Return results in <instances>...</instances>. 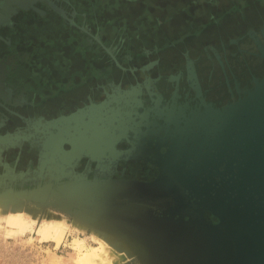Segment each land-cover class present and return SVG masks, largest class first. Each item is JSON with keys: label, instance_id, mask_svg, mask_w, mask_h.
<instances>
[{"label": "flooded vegetation", "instance_id": "1", "mask_svg": "<svg viewBox=\"0 0 264 264\" xmlns=\"http://www.w3.org/2000/svg\"><path fill=\"white\" fill-rule=\"evenodd\" d=\"M169 1L0 0V193L68 187L63 206L143 222L179 264V218L249 236L221 182L264 165V20L226 39L202 21L184 32L172 14L190 8ZM188 174L198 185L174 178Z\"/></svg>", "mask_w": 264, "mask_h": 264}, {"label": "water", "instance_id": "2", "mask_svg": "<svg viewBox=\"0 0 264 264\" xmlns=\"http://www.w3.org/2000/svg\"><path fill=\"white\" fill-rule=\"evenodd\" d=\"M224 111L226 109L220 113L217 110L214 111L217 114L214 117L211 116L210 121H220L218 116H222ZM192 150L195 149L191 148L190 151ZM96 160L93 159V161ZM245 169L246 173L232 176L228 178V181L222 180L221 183L230 185L231 195H233L232 208L228 211L231 221L237 223L249 236L245 235L244 240L237 241L233 239L237 231L231 229L229 225L222 227L223 230H221L218 226L206 221H185L179 218L174 225L181 227L187 234L182 247L185 253L178 257L179 264H185L186 257L191 259L188 264H264V165L263 167L258 165L255 168L247 162ZM174 178L181 185H184L185 180L193 185H198L197 182H199L198 175L188 174V176H174ZM49 179L52 181L58 178L51 175ZM70 195L71 189L68 187L63 191L44 187L30 192L7 190L0 193V198L45 203L49 207L79 218L100 232L113 235L130 249L139 264H169L168 257L163 253L169 247H161L160 239L164 237L163 233L156 235L143 222H139L140 224L132 230L125 226L116 227L109 223L94 222L78 210L72 211L70 207L62 205V202ZM165 217L164 213L162 218L157 219L166 222Z\"/></svg>", "mask_w": 264, "mask_h": 264}, {"label": "rangeland", "instance_id": "3", "mask_svg": "<svg viewBox=\"0 0 264 264\" xmlns=\"http://www.w3.org/2000/svg\"><path fill=\"white\" fill-rule=\"evenodd\" d=\"M169 2L175 9H184L187 5L190 8L187 12L179 13L180 15L171 13L174 15L176 24L182 26L181 29L184 32L191 31L196 24L195 21H202L210 24L204 34H218V36L226 39L230 36H239L245 32L252 25L253 20L259 19L260 16L264 20V0H171ZM218 12L227 15L219 16ZM158 13L161 12L158 11ZM211 15L214 16V20ZM218 20L219 22H216ZM229 25H232L233 28H228ZM154 26L150 29L153 31V37L155 36ZM207 35L203 36L201 40L203 46L213 45L217 42L218 39L215 36L206 38ZM180 37L181 34H175L170 39L174 41L175 38L179 39ZM162 42L165 43L164 45L169 44L167 40ZM70 197V200L73 198L75 200L74 194ZM10 201L23 204L21 206L22 211L31 219H62L66 221L67 228L59 246H56L55 242H45L40 237H32L30 232L12 230L5 225V217L17 211L19 207L10 203L6 204L0 212V264H75V258L81 249L74 247L72 242L74 238L80 239L85 248L96 247L92 233H96L98 230L88 225L84 231L78 232L73 224L74 218H76L73 215L49 207L45 203L23 199ZM97 237L102 238L100 234ZM116 251L123 253L121 248H117ZM125 261L123 264H139L136 256L133 255L127 256Z\"/></svg>", "mask_w": 264, "mask_h": 264}, {"label": "bare ground", "instance_id": "4", "mask_svg": "<svg viewBox=\"0 0 264 264\" xmlns=\"http://www.w3.org/2000/svg\"><path fill=\"white\" fill-rule=\"evenodd\" d=\"M9 203L19 208L17 211L5 217L4 223L8 228L20 232H30L32 237L37 236L40 237L42 241L55 242L56 246H59L64 231L67 228L66 221L62 219H31L22 211L21 206L23 204L20 202L13 203L4 198H0V212L2 208ZM73 224L78 229V232L84 231L86 229L85 227L88 226L77 217L74 218ZM98 234H100L102 238L97 237ZM92 239L96 243V247L93 248H85L82 241L78 238L72 240L74 247L81 249L75 258V264H123L126 262L125 259L127 256H132L130 249L111 234L97 231L96 233H92ZM117 248H121L123 253L116 251Z\"/></svg>", "mask_w": 264, "mask_h": 264}]
</instances>
